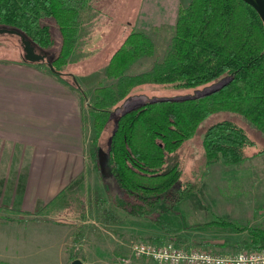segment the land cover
Instances as JSON below:
<instances>
[{
  "label": "trees",
  "instance_id": "1",
  "mask_svg": "<svg viewBox=\"0 0 264 264\" xmlns=\"http://www.w3.org/2000/svg\"><path fill=\"white\" fill-rule=\"evenodd\" d=\"M93 1L0 0V27L13 29L44 48L53 42L50 23L56 26L59 50L48 68L59 74L80 39L81 11ZM153 54L154 43L148 34L130 28L102 68V76L111 83L96 86L87 105L93 133L90 142L96 155L99 139L114 119L104 154L121 192L116 197L102 184L103 190L114 201L122 199L120 209L127 216L160 225L163 220L159 217L171 212L173 203L181 202L191 191V185L176 187L177 163L163 170L166 155L192 138L207 116L231 112L264 135V24L242 0H190L177 10L164 54L146 70L129 72L135 62ZM213 84L217 86L198 94L149 98L121 112L116 110L137 86L191 89ZM201 141L205 159L224 165L243 161L244 150L252 143L231 121L210 125ZM95 198L102 205L98 208L102 220H119L118 212L105 206V199ZM220 225L233 228L226 220ZM240 231L246 236L234 246H264V226Z\"/></svg>",
  "mask_w": 264,
  "mask_h": 264
},
{
  "label": "rangeland",
  "instance_id": "2",
  "mask_svg": "<svg viewBox=\"0 0 264 264\" xmlns=\"http://www.w3.org/2000/svg\"><path fill=\"white\" fill-rule=\"evenodd\" d=\"M189 1L160 0L161 9L155 19L161 18L162 23L148 32L154 43V54L135 62L130 67V73L146 70L153 60L164 54L176 20L175 8L184 7ZM116 2L117 9L113 5ZM135 2L128 1L126 8L124 0H95L91 7L82 10L78 29L80 39L59 74L48 68L49 60L59 50L56 26L50 23L53 42L49 46L43 48L31 44L37 54L43 55V59L37 61L27 59L20 36L0 34V67L31 65L44 75L58 76L57 79L63 82L66 79L67 88L70 87L77 95L81 92L80 97H75L81 107V143L76 153L81 157L80 170H85L82 176L74 182L71 180L58 193L53 194L49 190L41 193L47 179L42 170L43 163L38 161L39 169L34 173L45 176L44 180L31 191L33 193L25 195V199L32 202L33 210L1 211L0 264H71L75 258L84 264H130L134 259L141 258L155 264L146 257L133 255L130 252L131 245L142 242L157 246L167 243L191 246L204 240H221L226 251L210 252L222 254L246 249L233 245L246 236V232H241L240 228L264 226V135L243 117L231 112L220 111L207 116L192 138L185 140L175 152L166 155L163 170L177 163L180 175L176 187L191 185V191L181 202L173 203L171 212L159 217L163 224H149L127 216L120 209L122 199L114 201L103 190L104 186L116 197L121 192L104 154L108 130L114 119L109 121L106 131L101 135L98 143L100 149L96 155L97 150L93 152L95 146L90 142L93 133L87 103L91 101L96 86L111 83L102 76L104 64L101 60H106L113 51V46L109 47L110 41L124 24L122 17L132 15ZM73 71L75 75L71 73ZM8 73L9 69L3 70L4 80H7L5 77ZM215 86L217 84L191 89L163 85L137 86L126 100L117 104L116 110L121 112L149 98L198 94ZM50 91L52 93L53 90ZM69 119L70 115H66L65 121ZM221 121L233 122L252 141L244 150V160L239 163L224 165L217 161L209 162L204 157L201 141L203 133L210 125ZM72 132L69 131V137H74ZM95 197L105 199V206L114 208L119 220H102L98 210L102 205ZM224 220L232 223L233 228L220 225ZM234 227L239 231H235Z\"/></svg>",
  "mask_w": 264,
  "mask_h": 264
},
{
  "label": "crops",
  "instance_id": "3",
  "mask_svg": "<svg viewBox=\"0 0 264 264\" xmlns=\"http://www.w3.org/2000/svg\"><path fill=\"white\" fill-rule=\"evenodd\" d=\"M128 1L130 0H124L126 8ZM116 3L113 5L117 9L118 2ZM134 5L132 15L122 17V28L110 41L109 47L113 46V51L130 28L149 35L151 28L155 29L162 23L161 18L155 19L156 13L161 9L160 0H136ZM178 8L179 6L175 8L176 15ZM113 51L106 60H101L103 64ZM6 67H0V214L1 211H32L33 204L25 199V195L33 193L31 191L45 176L47 180L41 193L49 190L54 194L71 180L74 182L85 171L80 170L81 157L76 153L81 143V107L75 97H80L81 92L77 95L70 87L67 88L66 79L63 82L57 79L58 76L44 75L34 66L16 64L11 68ZM4 69H9V75L4 76L7 80L2 78ZM74 72L71 73L75 75ZM66 115H70L68 121H65ZM71 130L74 137H69ZM68 144L70 145L67 146ZM38 161L43 163L45 176L34 173L39 169ZM223 242L204 240L191 246L178 244L187 250L200 248L225 252ZM130 264L150 262L141 258L134 259Z\"/></svg>",
  "mask_w": 264,
  "mask_h": 264
},
{
  "label": "built area",
  "instance_id": "4",
  "mask_svg": "<svg viewBox=\"0 0 264 264\" xmlns=\"http://www.w3.org/2000/svg\"><path fill=\"white\" fill-rule=\"evenodd\" d=\"M130 250L155 264H264V246L217 254L203 249L187 250L170 243L157 246L136 242Z\"/></svg>",
  "mask_w": 264,
  "mask_h": 264
},
{
  "label": "water",
  "instance_id": "5",
  "mask_svg": "<svg viewBox=\"0 0 264 264\" xmlns=\"http://www.w3.org/2000/svg\"><path fill=\"white\" fill-rule=\"evenodd\" d=\"M242 1H244L245 3H247L249 6H251L254 9V11L259 15L260 19L262 20L264 24V0H242ZM2 33H13V34H17L18 36H20L21 42L26 51L27 59L31 61H37V60L43 59V55L37 54L34 51L33 45H31V43L27 39H25L19 32L13 29H7V28L0 27V34ZM48 65H50L49 62H48ZM71 264H84V263L80 259L75 258L71 261Z\"/></svg>",
  "mask_w": 264,
  "mask_h": 264
}]
</instances>
